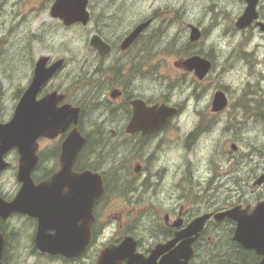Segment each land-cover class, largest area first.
Listing matches in <instances>:
<instances>
[{"label": "flooded vegetation", "instance_id": "obj_1", "mask_svg": "<svg viewBox=\"0 0 264 264\" xmlns=\"http://www.w3.org/2000/svg\"><path fill=\"white\" fill-rule=\"evenodd\" d=\"M263 2L258 0L256 7L259 21L263 19L260 11ZM254 26L258 28L255 22L249 25ZM103 40L110 47L108 53L101 57L93 50L94 66L78 77L73 92L53 87L55 75L37 95L40 100L53 91L63 94L57 107L69 104L78 108L79 117L76 125H68L55 136L38 138L37 163L32 173L37 185L60 171L63 141L77 128L84 140L68 176L89 172L98 176L103 189L88 191L70 187L66 182L64 187L54 189L48 199L34 197L36 205L32 213L13 211L6 217L0 215V263L100 264L103 252L109 250L113 254L112 264H129L131 260V264H162L166 259L181 264H261L264 244L258 249L244 246L236 239V231L239 220L253 216L259 205L263 209L258 220L264 224V142H260L264 141V133L245 145L246 149L249 147L247 151L230 142L233 153L240 152L238 156L224 154L222 161L216 163L213 153L208 156V163L203 162L204 167L198 159L188 161L190 165L185 163L184 153H188L191 141L213 137L216 131H229L232 126L238 132L243 127L261 124L263 132L264 99L255 93L246 97L247 93L241 94L235 108L243 113L242 119L235 118L229 129L222 127L219 119L227 108L221 111L211 108L217 89L214 90L206 112L195 109L193 129L184 135L185 145L176 142L175 147L184 149L173 162L167 151L175 147L169 145L172 137L166 133L179 127L177 120L184 108L174 106L165 97L154 101L147 98V45L138 55L129 52L137 40L125 50L119 45L120 50L114 56L117 45ZM254 46V50L244 54L253 57L257 65L260 49ZM90 64L93 63L87 59L84 66ZM91 90L95 92L89 97ZM81 91L80 98L70 97ZM85 100L95 107L84 108ZM136 101L144 103L145 114L131 124ZM155 104L174 107L175 113L162 126L149 131L147 106ZM157 185H165V199L160 203L147 202V193ZM20 187L19 183L11 192L0 190V197L9 203ZM45 200L50 201V210L41 212L38 207ZM41 219L47 229L39 240L49 243L51 251L37 245ZM55 242L63 243L65 252L54 251Z\"/></svg>", "mask_w": 264, "mask_h": 264}, {"label": "rangeland", "instance_id": "obj_2", "mask_svg": "<svg viewBox=\"0 0 264 264\" xmlns=\"http://www.w3.org/2000/svg\"><path fill=\"white\" fill-rule=\"evenodd\" d=\"M53 1L0 0L2 123L11 119L19 96L30 82L34 64L39 57L50 56L53 61L65 59L64 69L56 75L51 85L73 92L74 82L95 63L94 49L89 45L90 36L96 33L117 45V49L113 51L116 56L124 37L146 19H151L150 25L129 52L138 55L140 51L144 52L147 45V98L154 101L165 97L174 106L184 108L177 120L179 127L166 133L172 137L169 145L174 144L175 147L176 142L185 145L187 138L184 135L193 129L195 109L204 112V109L209 108L212 93L216 89L227 92L225 95L229 99L225 107L227 110L219 116L222 127L235 123V118L242 119L243 113L235 108L241 94L247 93L246 97L255 93L259 99H264V34L255 26L244 29L235 27V21L246 7L244 0H89V24L84 26L76 23L69 27L51 16L50 6ZM260 11L263 16L260 20L264 22V2ZM190 24L201 31V38L196 42L189 40ZM152 35L157 41L155 46L148 44ZM254 45H258L260 49L257 65L253 57L244 54V51L248 53L254 50ZM181 47L187 48L192 54L181 55ZM192 55H199L212 64L203 79H198L193 71L176 65L180 59ZM87 59L93 64L86 67L84 63ZM92 91L95 92L91 90L87 96H92ZM82 95L81 91L78 95L70 94V97L75 99ZM85 101L84 108L91 110L95 107L88 100ZM232 115L230 122H227ZM243 129L236 132L232 126L229 131H216L213 137H201L198 142L195 140L193 143L191 141L188 153H184L185 163L189 164L188 161L194 162L198 159L200 166L204 167L203 162L208 163V156L213 153L216 163L222 161L224 154L238 156L240 152L233 153L230 142H235L239 148L243 147L247 151L249 147L246 149L245 145L253 143L256 135L264 133L261 124L256 127L252 124ZM180 134H183L182 138H177ZM183 149L175 147L174 150H168L172 157L170 160L175 162L176 156ZM4 159L9 162V167L0 171V190L11 192L19 187L16 179V149L9 150ZM152 182L155 183V180ZM163 187L165 185H157L156 189L147 193V202L160 203L165 199Z\"/></svg>", "mask_w": 264, "mask_h": 264}, {"label": "water", "instance_id": "obj_3", "mask_svg": "<svg viewBox=\"0 0 264 264\" xmlns=\"http://www.w3.org/2000/svg\"><path fill=\"white\" fill-rule=\"evenodd\" d=\"M89 0H54L50 6V14L53 18L60 20L64 26H71L80 23L84 26L90 22V13L87 9ZM246 7L243 13L235 21L237 29H244L255 22L260 31L264 34V22L258 20L257 3L258 0H245ZM151 19L137 24L122 40L120 48L125 50L129 48L135 40L147 29ZM190 42H196L201 38V31L198 27L190 24ZM90 46L97 50L101 57L105 56L110 47L98 35L92 34L89 39ZM1 53V46H0ZM50 56L39 57L33 69V74L19 98L11 119L7 122H0V171L9 167V162L4 159L5 154L15 148L17 149L19 159L16 179L21 184L20 191L11 202L7 203L0 197V215L6 217L13 211L32 213L36 202L34 197L39 195L48 199L56 188H62L68 182L70 187L87 188L90 191L98 188L102 191L103 187L98 176L89 172L80 176H68L72 163L83 144V138L80 136L77 128H74L65 138L62 144L60 156L61 169L55 173L52 178L46 182L35 184L32 178L33 170L37 163L35 154L37 140L41 136L53 137L57 133L64 131L68 125H76L79 117V109L72 108L69 104L57 107V103L64 98L63 94L53 91L37 100V95L65 64L64 58H59L49 63ZM177 66L187 71H193L199 79L208 73L211 68V62L199 55H192L186 59H180L176 62ZM228 100L222 90H217L212 98L211 108L213 111H221L227 106ZM135 114L131 124L137 122L138 117H144L145 105L141 101L133 103ZM175 113V108L165 104H155L147 106V126L154 130L162 126L168 117ZM234 147V145L232 146ZM97 177V178H96ZM38 207L42 212H48L50 201H41ZM260 205L256 208L253 216L246 220H239L236 239L244 246L258 249L264 244V224L258 220V214L262 212ZM47 229L44 219L40 220V228L37 239V245L42 250H49V243H41L40 235ZM57 244V245H56ZM57 246L54 251L65 252L63 243L55 242ZM2 250V238L0 235V258ZM114 253V252H113ZM112 252L106 250L100 257V264H112L110 260ZM133 260L129 261V264ZM1 264V263H0ZM162 264H181L174 259H166ZM185 264V263H183ZM264 264V261L261 262Z\"/></svg>", "mask_w": 264, "mask_h": 264}, {"label": "trees", "instance_id": "obj_4", "mask_svg": "<svg viewBox=\"0 0 264 264\" xmlns=\"http://www.w3.org/2000/svg\"><path fill=\"white\" fill-rule=\"evenodd\" d=\"M149 39H150V40L148 41V44H149V45H151L152 43H156V42H157L153 35H152ZM150 49H151V47H150ZM147 50H148V49H147ZM179 52H180L181 55L184 54V55H186V56L192 54V53L189 52V50H187V48H184V47H181L180 50H179ZM137 67H138V66H137ZM83 75H84V74H83ZM2 94H3V93H2V85H1V83H0V98H1Z\"/></svg>", "mask_w": 264, "mask_h": 264}, {"label": "bare ground", "instance_id": "obj_5", "mask_svg": "<svg viewBox=\"0 0 264 264\" xmlns=\"http://www.w3.org/2000/svg\"><path fill=\"white\" fill-rule=\"evenodd\" d=\"M152 46H155V43H152ZM237 59V58H236ZM241 63V62H240ZM241 65V64H240ZM239 74V73H238ZM237 78V77H236Z\"/></svg>", "mask_w": 264, "mask_h": 264}]
</instances>
